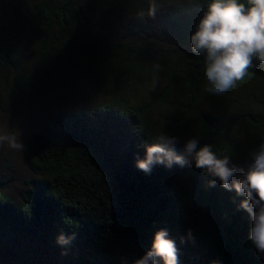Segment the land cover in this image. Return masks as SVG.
<instances>
[{"label": "trees", "instance_id": "trees-1", "mask_svg": "<svg viewBox=\"0 0 264 264\" xmlns=\"http://www.w3.org/2000/svg\"><path fill=\"white\" fill-rule=\"evenodd\" d=\"M157 2L159 10L148 16L149 0H0V84L13 81L14 90H26L29 77L20 71L30 67L32 53L39 61L35 80L60 74L66 63L102 72L96 103L51 115L25 140L26 163L40 176L25 201L2 193L0 179V264H135L160 230L175 242L179 264H264L249 238L251 219L239 208L243 196L219 181L209 187L194 163L156 164L150 173L136 167L161 132L178 138L179 155L195 138L220 158L242 159L233 165H246L235 178L264 143V63L254 58L224 95L205 92L206 54L193 53L190 38L208 0ZM123 17L129 36L91 40L93 27ZM154 64L159 73L172 71V83L183 80L185 92L175 91L174 101L171 85L152 90ZM38 101L36 95L29 100ZM213 104L239 113L227 121L223 112L213 117ZM61 232L75 233L66 248L56 243Z\"/></svg>", "mask_w": 264, "mask_h": 264}, {"label": "clouds", "instance_id": "clouds-1", "mask_svg": "<svg viewBox=\"0 0 264 264\" xmlns=\"http://www.w3.org/2000/svg\"><path fill=\"white\" fill-rule=\"evenodd\" d=\"M159 7L157 0H149L148 16H154ZM190 42L193 53L206 54L204 91L224 95L248 74L254 58L264 63V0H208L207 11ZM160 70L159 64L153 65L152 90L158 83ZM178 142L177 137L161 132L146 147L145 158L137 159L136 167L150 173L156 164L171 168L174 164L183 167L194 163L209 178V187H215L219 181L225 190L244 197L239 208L251 219L249 238L257 251L264 253V143L250 153L247 170L235 178L237 169L230 165L228 155L218 157L210 145L199 147L195 138L185 143V154L179 155L175 150ZM5 144L17 151H23L25 147L16 136L0 133V146ZM168 235L166 230L157 231L151 250L135 264H157L158 260L162 264H179L178 249ZM74 239L75 233L65 235L61 232L56 243L66 248ZM61 255H67V252Z\"/></svg>", "mask_w": 264, "mask_h": 264}, {"label": "rangeland", "instance_id": "rangeland-1", "mask_svg": "<svg viewBox=\"0 0 264 264\" xmlns=\"http://www.w3.org/2000/svg\"><path fill=\"white\" fill-rule=\"evenodd\" d=\"M116 22L118 23L115 24ZM119 23L124 24V26ZM128 23L126 17H123L122 22L113 21L109 24L93 27L91 40L101 43L107 41L108 43L116 38L117 41H120L129 36L128 27L130 25L127 26ZM32 55L33 53L31 54V59L28 58V66L30 65V67L20 71V73L29 77L26 90H14L16 87L12 84L13 81L0 84L1 95L4 94L2 98L4 104L0 105V133L16 136L23 145L30 135L41 131L47 125V120L51 115L73 113L96 103L102 97V91L98 89V83H96L101 78L98 77L102 73L101 71L85 67L81 64L71 65L66 63L60 74L57 73L53 76L46 74L42 78L35 80L32 78V71L39 61L37 57L36 60ZM204 59L206 60V56H204ZM48 65L50 68L49 62ZM182 66L186 67L188 65L183 62ZM181 69L178 72L181 73ZM171 75L172 71L169 68L159 73L158 77L161 82V88L155 89V91L162 93L168 89V84L171 85L173 92L169 93L168 100L174 101L175 91L178 94L180 90L185 91L179 83L183 80L177 79L176 83H172L170 80ZM40 76L42 75H37V77ZM27 90H33L36 93L27 95ZM243 90L242 94H245ZM35 95L38 96L39 101L35 104H30L29 100L33 99ZM245 96L249 97V99L251 98L246 94ZM176 97L179 96L176 95ZM210 109L211 116L213 117L218 112H223V119L225 121L235 119L239 113L236 112L234 115V109H225L220 104H213ZM241 154L243 157H246V155L248 157L247 152L246 154L244 152ZM234 163L242 165L243 160L238 159L234 162L230 159V165L233 166ZM234 167L243 168L242 166ZM39 178L40 176L33 173L26 163L24 151L10 149L7 144L0 146V179L5 182L2 193L12 197L15 202L23 203L27 194L36 188L34 183Z\"/></svg>", "mask_w": 264, "mask_h": 264}]
</instances>
